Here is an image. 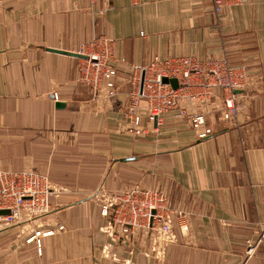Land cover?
Segmentation results:
<instances>
[{
    "label": "crops",
    "instance_id": "0c3cea01",
    "mask_svg": "<svg viewBox=\"0 0 264 264\" xmlns=\"http://www.w3.org/2000/svg\"><path fill=\"white\" fill-rule=\"evenodd\" d=\"M98 38L118 67L107 101L79 79ZM154 57L240 67L247 80L236 118H222L225 93L214 87L187 109L204 112L205 137L177 108L157 125L143 114V135L128 134L132 77L140 84ZM25 168L65 190L41 226L0 233V264H264V244L245 255L246 241L264 234V0L230 3L219 16L210 0H0V169ZM100 186L161 191L185 212L187 231L176 227L162 261L145 254L146 228L130 242L111 240L93 195ZM38 229L53 231L40 252L27 241Z\"/></svg>",
    "mask_w": 264,
    "mask_h": 264
},
{
    "label": "built area",
    "instance_id": "2783aa9c",
    "mask_svg": "<svg viewBox=\"0 0 264 264\" xmlns=\"http://www.w3.org/2000/svg\"><path fill=\"white\" fill-rule=\"evenodd\" d=\"M92 3L95 0H90ZM212 9L219 16L225 6L239 0H210ZM108 42L98 38L92 40L90 46L98 50L88 53L86 61L79 65V79L86 83L98 99L114 97L117 92L115 77L118 67L106 60L105 48ZM85 49L81 45L80 51ZM143 72L142 82L134 84L129 96V104L125 111L126 131L132 136H141L145 128L141 125L143 114L149 121L157 124L161 122L163 111L177 105L179 97H188V102L194 99L206 101L212 95L214 87H219L225 96L221 108L223 119H235L238 107L235 104V90L246 84V75L240 67L228 66L225 63L207 62L198 63L192 57H169L159 59L154 57L149 64L140 67ZM162 77H175L177 88L169 83L162 82ZM141 88V89H140ZM136 90V92H134ZM146 89L150 93H146ZM138 94L147 97V104L141 109L138 103ZM185 94V95H184ZM183 113V111H182ZM190 125L198 130V137H205L210 129L205 127L204 112H194L190 118ZM60 188L52 184L50 179L30 168L19 171L0 169V210H8L6 214H0V233L8 225L24 222V225L38 223L39 217L47 212L50 199ZM100 213L107 217L106 230L111 240H120L126 233L134 228H146L149 238V246L145 254L162 261L167 250L177 240L176 227L180 231H187L188 223L185 212L170 207L165 195L156 189L132 186L118 193L105 195ZM107 200H110L107 202ZM37 220V222H36ZM30 221V222H27ZM56 229L64 230L62 222H56ZM53 233L51 229L34 230L27 241L35 240L38 252H40V238ZM246 256L254 254L255 250L264 244V234L261 232L255 240L246 241Z\"/></svg>",
    "mask_w": 264,
    "mask_h": 264
},
{
    "label": "rangeland",
    "instance_id": "374dc122",
    "mask_svg": "<svg viewBox=\"0 0 264 264\" xmlns=\"http://www.w3.org/2000/svg\"><path fill=\"white\" fill-rule=\"evenodd\" d=\"M134 77V76H133ZM132 77V78H133ZM142 79H143V76H142ZM142 79H141V82H142ZM133 81H135V83L137 84V82H138V78L137 79H135V80H133ZM140 82V83H141ZM131 90H130V92L132 91V89H133V86H134V84H132L131 83ZM141 89V88H140ZM136 90L137 89H135V91L134 92H136ZM130 92H129V94H128V96H130ZM146 93H150V90L149 89H146ZM116 95V94H115ZM185 95V94H184ZM113 97H111V98H105V99H100V101H104V100H111ZM181 99H183V102H182V100ZM129 97H128V100H127V103H126V105H125V109H127V107H128V104H129ZM137 100H138V103H139V105L141 106V109L143 110V111H145V108L143 107V106H146V105H148L147 104V97L146 96H144L143 94H138V98H137ZM188 97L185 95L184 97L182 96V97H179L178 99H177V102H178V104L177 105H172L171 107H168V108H166L163 112H165V111H169V110H171V109H179V113L181 114V115H185V114H187L188 115V123H189V125H190V118H191V116L193 115V113L194 112H191V113H188L187 112V109L190 107H192V104L190 103V102H188ZM126 111V110H125ZM182 111H183V113H182ZM163 114V113H162ZM143 117V116H142ZM146 117V116H145ZM147 119V118H146ZM148 120V119H147ZM149 121V120H148ZM126 123V122H125ZM141 125L144 127V125H143V122H142V120H141ZM191 126V125H190ZM192 127V126H191ZM193 128V127H192ZM194 129V128H193ZM143 135V134H142ZM141 135V136H142ZM136 137H140V136H136ZM2 170H4V169H2ZM53 185H55L56 186V184L55 183H52ZM59 187V186H58ZM132 187V186H131ZM62 188H64V187H62ZM128 188H130V187H127L126 189H124V190H127ZM123 190V191H124ZM62 191V190H61ZM108 193H118V192H116V191H106V190H103L102 189V187L100 186L97 190H95L94 191V193H93V195H94V197L95 198H98L99 199V204H100V209H101V205H102V203H104V202H106V201H104V199H105V195H107ZM104 201V202H103ZM110 200H107V202H109ZM49 208H50V205H49V207H48V210H49ZM48 210H47V212H48ZM47 212H45V214H43V215H41L40 217H39V220H41L42 221V216H44V215H46L47 214ZM101 214V213H100ZM101 216H103V215H101ZM104 218H106V221H107V217L106 216H103ZM39 220H38V223H40L39 222ZM60 222H62L61 220H59ZM27 222H30V221H27ZM36 222H37V220H36ZM17 223H21V222H17ZM21 224H25L24 222H22ZM11 225H13V224H10V225H8V227L9 226H11ZM139 227H136V228H134V230L131 232H129V233H126V237L123 235L122 236V238L119 240L120 242H124V243H127V242H130V241H132V233L134 232V231H136L135 229H138ZM106 230V229H105ZM106 233L108 234V232H107V230H106ZM117 241V240H116ZM245 255H246V249H245Z\"/></svg>",
    "mask_w": 264,
    "mask_h": 264
},
{
    "label": "water",
    "instance_id": "95a60500",
    "mask_svg": "<svg viewBox=\"0 0 264 264\" xmlns=\"http://www.w3.org/2000/svg\"><path fill=\"white\" fill-rule=\"evenodd\" d=\"M66 53H68V52H66ZM68 54L79 55L77 53H68ZM162 82L169 83L171 85V87H173V88H177V86H178L177 79L175 77H162ZM234 92L237 93L238 90H235ZM56 105L61 106V103L58 102ZM6 213H8V210H0V214H6Z\"/></svg>",
    "mask_w": 264,
    "mask_h": 264
}]
</instances>
